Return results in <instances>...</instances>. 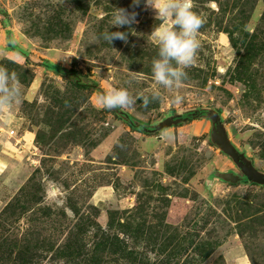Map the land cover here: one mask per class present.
I'll use <instances>...</instances> for the list:
<instances>
[{"label":"rangeland","instance_id":"rangeland-1","mask_svg":"<svg viewBox=\"0 0 264 264\" xmlns=\"http://www.w3.org/2000/svg\"><path fill=\"white\" fill-rule=\"evenodd\" d=\"M114 7L137 16L111 45L101 33ZM0 10V66L20 84L19 102L0 107V264H264V186L213 174L240 170L211 143L208 118L137 131L98 91L41 65L103 93L148 95L121 109L146 125L213 108L264 171V0H193L199 47L171 88L151 74L160 20L143 0H0Z\"/></svg>","mask_w":264,"mask_h":264},{"label":"clouds","instance_id":"clouds-1","mask_svg":"<svg viewBox=\"0 0 264 264\" xmlns=\"http://www.w3.org/2000/svg\"><path fill=\"white\" fill-rule=\"evenodd\" d=\"M146 7L155 10L156 20L160 23L153 27L152 35L158 43L157 55L151 61L153 79L166 88L179 86L186 77L185 69L194 63L196 50L199 47L197 32L203 23L200 14L193 11V0H143ZM141 4V0H132V5ZM215 6V5H213ZM136 11H128L123 7H114L110 16V28L101 33L104 41L112 45L113 40L127 41L128 34L136 23ZM170 21V23H169ZM127 25V31H111ZM158 91L151 93L155 99ZM144 105L150 97H134L125 88H113L99 96V103L106 109H128L133 107L136 99ZM20 99V84L15 72L0 66V107H11ZM179 102L180 97L173 98Z\"/></svg>","mask_w":264,"mask_h":264},{"label":"water","instance_id":"water-1","mask_svg":"<svg viewBox=\"0 0 264 264\" xmlns=\"http://www.w3.org/2000/svg\"><path fill=\"white\" fill-rule=\"evenodd\" d=\"M0 13L4 16L7 15V12L2 10H0ZM81 80V77L77 78L76 82L82 83ZM83 84H85L91 89L98 91L100 94L103 93L101 88L93 82L85 81ZM111 111H113L124 121H127L130 124H133L137 127H140L142 125L140 121L130 118L129 114H127L121 109H112ZM183 114L188 115L183 117ZM192 116L195 117L194 110H187L181 113H171L170 116L165 117L157 124L143 125L142 129L144 131L150 132L162 131L163 129H167L172 126L179 125L180 123L187 122L192 119ZM203 116L211 121V129L209 135L211 143L215 145L222 153L230 157L240 170L239 173H235L233 171H215L213 174L220 180L231 184H242L243 181H247L250 184L264 186V171L259 170L254 165L252 160L246 155V153L240 151L233 144L227 133L225 124L222 121V116L220 112L213 108H209L206 109V112L203 114Z\"/></svg>","mask_w":264,"mask_h":264},{"label":"trees","instance_id":"trees-1","mask_svg":"<svg viewBox=\"0 0 264 264\" xmlns=\"http://www.w3.org/2000/svg\"><path fill=\"white\" fill-rule=\"evenodd\" d=\"M262 22L264 23V13H263V15H262ZM8 38H9V40L11 39L9 32H8ZM10 45H11V42H10ZM11 47L13 48L12 45H11ZM41 65H42L44 68H46L47 70L52 71V72H54V73H56V74H58V75H60V76H63V77L69 78V79H73V80L75 81L76 84L86 86L85 84H83V83L85 82V80H84L82 77H81V78H82V80H81L82 83H78V82H76V79H77V78H80V75H78L77 73H75L73 70H68V69L62 67L61 65H59V64H57V63H54V62H52V61H49V60H44V61H42V62H41ZM88 88H89V87H88ZM110 111H111V110H110ZM194 111H195V117L192 116V119L203 117V114L206 112V109H204V108H198V109H194ZM111 112H113V111H111ZM113 113H114V112H113ZM172 113H173V112H172ZM115 115H117V114H115ZM117 117H119V116L117 115ZM129 117L132 118L130 115H129ZM120 118H121V117H120ZM121 119H122V118H121ZM122 120H123V119H122ZM125 122H126V123L132 128V129L137 130V131H142V130H143V129H142V126L145 125V123H143V122H141V121H140V122L142 123V125H141L140 127H137V126H135V125H133V124H130V123H128L127 121H125ZM242 184H250V183H248L247 181H243Z\"/></svg>","mask_w":264,"mask_h":264},{"label":"crops","instance_id":"crops-1","mask_svg":"<svg viewBox=\"0 0 264 264\" xmlns=\"http://www.w3.org/2000/svg\"><path fill=\"white\" fill-rule=\"evenodd\" d=\"M2 162V160L0 159V163ZM2 166L0 165V168H1ZM237 264H247V262H246V260H245V258H240L239 259V261H238V263Z\"/></svg>","mask_w":264,"mask_h":264},{"label":"built area","instance_id":"built-area-1","mask_svg":"<svg viewBox=\"0 0 264 264\" xmlns=\"http://www.w3.org/2000/svg\"><path fill=\"white\" fill-rule=\"evenodd\" d=\"M2 131H0V133H1ZM15 134V131L14 130H10L9 132H8V136L9 137H12L13 135Z\"/></svg>","mask_w":264,"mask_h":264},{"label":"flooded vegetation","instance_id":"flooded-vegetation-1","mask_svg":"<svg viewBox=\"0 0 264 264\" xmlns=\"http://www.w3.org/2000/svg\"><path fill=\"white\" fill-rule=\"evenodd\" d=\"M187 115H188V114H183V117H184V116H187Z\"/></svg>","mask_w":264,"mask_h":264}]
</instances>
